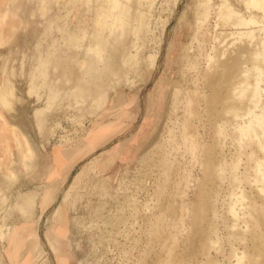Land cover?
<instances>
[{
	"label": "rangeland",
	"instance_id": "374dc122",
	"mask_svg": "<svg viewBox=\"0 0 264 264\" xmlns=\"http://www.w3.org/2000/svg\"><path fill=\"white\" fill-rule=\"evenodd\" d=\"M98 3L102 0L85 1L84 5L78 0H0V221L13 209L15 221H21L18 214L24 211L19 213L16 206L22 202V193H29L31 202L38 199L52 147L56 146L45 179L54 183L59 149L80 146L85 139L87 149L97 139L88 130L96 123H112L124 128L121 138L129 141L128 158L118 165L92 159L83 180L70 192L66 201L69 230L56 244L66 264H179L188 250L190 264H236L233 249L237 247L235 254L240 255L245 246L251 248L253 234L264 239V191L259 192L264 183L255 188L250 182L257 174L253 175L255 162L246 155L251 146L256 148L257 140L242 137L241 141L232 126L224 124L221 132L208 127L211 142L208 138L193 149L178 129L172 140L174 132L168 130L171 120L166 112L172 106L166 93L172 89L166 86L162 91V87L171 76L180 80L193 74L188 62H179L178 55L191 56L197 51L192 40L196 8L187 0H127L123 4L131 11L120 15L127 20L124 25L120 21L112 25L107 18L99 19L94 27L95 13L89 9ZM120 7L111 14H120ZM80 8L86 10L84 25L75 22ZM140 14L144 22L138 21ZM184 18L189 23L182 49L176 36ZM84 30L92 35L84 38ZM248 40L236 35L229 48ZM198 41H202L201 35ZM155 54V67L146 75L144 66ZM200 67L204 77L213 71V64ZM158 102L162 104L159 110L149 108V103ZM181 110L179 118H189L184 105ZM13 131L24 134L32 155L26 141ZM110 131L106 126L105 135ZM206 145L214 149L207 155ZM259 154L264 159V153ZM35 159L41 165L33 168ZM261 162L264 175V160ZM85 164H79L72 177ZM242 191L243 200L239 199ZM236 199L239 203L234 204ZM250 202L260 208L246 212L244 220L235 224L230 208L240 213V208L253 205ZM28 209L29 204L25 212ZM193 211L199 215L198 221H194ZM51 213L52 209L40 223L38 246L27 247L30 264H57L43 239ZM195 226L200 239L193 238ZM192 238L189 249H183ZM250 248L241 264H254ZM259 260L264 264L263 258Z\"/></svg>",
	"mask_w": 264,
	"mask_h": 264
},
{
	"label": "bare ground",
	"instance_id": "6f19581e",
	"mask_svg": "<svg viewBox=\"0 0 264 264\" xmlns=\"http://www.w3.org/2000/svg\"><path fill=\"white\" fill-rule=\"evenodd\" d=\"M85 1L90 3V4H94V3L98 2L99 0L98 1L97 0H78V3H79V5H81V4L84 5ZM126 1H124V2L126 3ZM187 1L189 2V4H191L193 7H195L196 11H197L196 17H195V20H196L195 21L196 36H194V38L192 39V40L196 41V43H197V48H196L197 51H196V53H193L191 56H187V55L183 56V54H181V53H179V55H178L179 62H183V63L188 62L187 65L192 68L193 74L190 75V77H187V76L182 77L180 80H177L176 78L174 80H172V76H171L169 80L166 81V79H165V81H164L165 84L162 87L163 88L162 91L165 90L166 86H168L170 88V91L172 89L171 92L166 93L167 94V100H169V102H170L169 104H170V106H172V108L170 110H168V112H166L167 117H169L171 120L170 126H168V130H169V132H171V134L174 132L172 134V136L170 134V136H171L170 138L172 140L176 136L177 133L175 131L178 129L180 131L181 137L183 138V141L184 140L188 141L190 143L191 147L193 149H196L198 146H200L202 143H204L206 141V139L209 138V140H210V137L206 134V132L208 131V127L209 128L211 127L212 129L216 128L215 130H217L221 127V125L229 124L227 126H232V130H233L232 132L236 133L235 136H237L239 134L240 136H238V137L239 138L241 137L240 138L241 141H243L242 137H252L253 139L257 140V142L255 143L256 148H253V146H251L252 148L250 147L251 148L250 152L246 154L247 158H251V159H253V162H255V163H253V165H255L254 166L255 168H253V169H254V172H256V173H253V175L254 174H257V175L254 176V179L252 181H250L249 176H248L249 177L248 179L254 185V187L258 183H261V185H262V183H264V175L261 172V171H263V168H261V167H263L261 161H263L264 159L260 157L259 153H261V152L264 153V0H190V1L187 0ZM121 2L122 1H120V0H102L101 4L98 3L97 6L91 7L89 10L92 12V14L95 13V17H93V18H96V20L95 19L93 21L90 20V21H92L91 22L92 26L95 27V25H97L96 23L99 21V19H101V21H105L107 18L110 19V22L112 25L119 22V21L121 22L122 25H124L127 22V20L126 19L123 20L120 15H124V13L128 12L131 8L126 7V5L123 4L124 2L123 3H121ZM132 4H134V3H132ZM135 4H136V1H135ZM120 5H121L120 8H121L122 12H120V14H118V15L114 14V13L111 14L112 10H114L117 7L119 8ZM149 6H150V4H149ZM172 6L175 7L176 2H174ZM107 9H108V11H107ZM135 10H137V9H135ZM150 10H153V9H150ZM85 11L86 10L84 8L78 11V15H77L76 21H75V22H77V25H79V24L84 25V21H86L85 20ZM170 11H172V10L170 9ZM152 13H153V11H152ZM147 14H149V13L147 12ZM193 14H194V12H193ZM142 16H141V14L139 15V18H137V19H139L138 21H141L144 19V18L142 19ZM145 20H146V18H145ZM188 21H189L188 19L183 20L182 25H180L181 28H179L180 29L179 34L176 36V40L178 43L181 44L180 46L182 49L184 47V43H183L185 40L184 35H185V31H186V26L189 23ZM143 22H144V20H143ZM128 23H129V21H128ZM139 24H141V23H139ZM126 26H127V24H126ZM81 27H83V26H81ZM74 28H76L77 30L78 29L80 30V28H77V27H74ZM83 34H84V38H86L88 35H92V32L88 31V30H84ZM198 35H201L202 41H198ZM236 35L246 36V37H248L249 40H248V42H243V43L239 42V44L236 47H233V48L230 47L229 48L231 41L234 40V36H236ZM180 39H181V41H179ZM156 57H157L156 54L150 56L146 62V65L144 64L145 65L144 66V72L146 75L150 74V71L154 69L156 61H157ZM203 63L206 64L208 67H210V64H213V67H212L213 71L211 70L210 73L207 72L206 70L204 71L205 73L206 72L209 73L205 77L201 76L202 69L200 66ZM110 70H112V69H110ZM108 72H111V71H108ZM163 79H161V81ZM183 105L188 112L189 118H188V116L185 117L186 115L184 116L185 117L184 119L179 118V113H180L179 111L182 109ZM152 106H153V108H156V110H159L160 107L162 106V104H161V102L160 103L158 102L156 105L154 103H149V108L150 107L152 108ZM183 113H185V112H183ZM96 124H94V126L92 127L90 132L96 134L97 139L95 138L96 139L95 142L92 145L90 143V145L87 146V149L80 150V151H77L75 149L71 150V151L67 150V149L66 150L59 149V154H56L57 157H56V161L54 163V166L56 167V172H57L56 177H55L56 181L61 177V175L67 169L70 168V166L78 158L94 151V149L97 147V143L99 142V140H101L105 136L106 125L98 127V125H96ZM179 124H181V126H179ZM223 127H225V126H223ZM221 131L222 130H220V132ZM15 133L20 136L19 138L25 140L29 146V142L23 133H19V132L17 133L16 131L14 132V134ZM235 138H237V137H235ZM223 141H222V144H224ZM210 142H211V140H210ZM210 147H212V145L211 146L209 145V147H207V145H206V147L204 148V154L207 155L208 153H211L210 151H212V150L214 151V149L211 150ZM243 150L245 152V149H243ZM29 151L31 152V155H32V151L30 149V146H29ZM240 153L241 152H239V154ZM239 154H238V156L240 157ZM222 161H218L217 165L221 166ZM86 173H87L86 169H81L77 174L74 175V177L72 178L71 184L68 187L69 192L75 191L79 182H81L83 180ZM236 178H234V181L236 180ZM46 179H48V178H46ZM242 181H244V178ZM202 182H203V180H202ZM202 182H201V184H202ZM198 184H200V183H198ZM252 184H251V186H252ZM198 187H199V185H198ZM263 188H261V189H263ZM261 189H260V191L259 190H257V191L263 192L264 190H261ZM237 190H238V188H237ZM241 190H243V189H240L239 191H241ZM243 191L239 193V196H240L239 199H242V200L245 197ZM232 192H233V190H232ZM259 192H258V194H259ZM145 193H147V191ZM53 195H54L53 190H50V191L44 193V195L40 198L39 207H38L40 212H43L50 205V203L53 200ZM144 196H145V194H144ZM66 197H67V195L66 196L64 195L63 200H62L63 202L60 204V206H58L55 209V211L53 213L54 216L57 215V217L60 219L61 227H57V226L53 225L50 228V230L45 233V239L48 242V245H49L51 251L56 256L57 264H66L64 259H62L61 255L59 254V251L56 248V244H55L56 239H59V238L62 239L64 237H66L65 235L67 234L65 222L63 221V218L65 217V213H66L64 211V204L63 203H64V200L67 199ZM193 197H195V196H193ZM197 198H199V196ZM239 199L238 200L236 199L234 204L236 202L239 203L238 202ZM195 200L194 201L197 202V199H195ZM250 203H253V202H250ZM256 205L257 204L253 203V205L250 204L248 207L244 206V208H240V213L235 212L234 208L231 207L230 213H231V216H232L234 223L238 224V222L240 223V221H243L244 220L243 216L246 214V212L250 211L251 209H254L255 211H257V209L260 208V205L258 204L257 205L258 207ZM193 206L195 207V204ZM262 206H264V205L261 204V211H262ZM196 207L201 208V204L199 207L198 206H196ZM180 210H181V208H180ZM74 211L76 212V210H74ZM194 213H195L194 214L195 215L194 221H196V220L198 221L199 215L197 214V212H194ZM252 220H251V222H252ZM261 226L263 227V231H264V224H262ZM244 227H245V225H244ZM1 228H3V227L1 226ZM200 229H202V228H200ZM237 229H238V227H237ZM246 229H247V226H246ZM23 231H24L23 228L20 229L17 227H13V228L9 229L6 234H3V232L1 234L3 239L6 241L5 252H6V256L10 262H14L18 256L17 253L21 247L20 244H21V238H22V232ZM239 231L242 232L241 229ZM190 232H192V230ZM249 232H250V229H249ZM198 233L199 232L197 231V227L196 226L193 227V238L198 239V237H199ZM201 235H203V233L200 234V236ZM30 237H32V239L35 240V234L33 232L30 234ZM193 238L190 240L187 239V241L185 240L186 243L183 246V249H185V250L189 249L188 247L192 244L191 243L189 245V242H191L193 240ZM199 239H200V237H199ZM201 239H203V238H201ZM262 240H264V239L262 238L261 235L253 234V236L251 238L252 247L251 248L249 247L250 252L252 253V260L251 261L249 260L251 263H254V264H262L263 263L259 260L260 258L264 259V241H262ZM243 247H244V245H243ZM209 248H210V246H209ZM249 248H246V246H245V248L243 249L242 252L239 251V253L241 252L240 255H237L238 253L235 254L236 251H238L237 247H236V250L231 249L234 252L233 254H234V257L236 260V264H241V260L244 259L243 257H245L246 253L249 252ZM172 254H173V252H172ZM190 255H191V253L188 250L187 255H183L182 259L179 261V264H188L189 263L188 259H189ZM194 255H196V254H194ZM198 256H199V254H198ZM228 257H226V258H228ZM246 258H248V257H246ZM249 258H251V255ZM204 262H206V261L204 260ZM221 264H223V263H221Z\"/></svg>",
	"mask_w": 264,
	"mask_h": 264
},
{
	"label": "crops",
	"instance_id": "0c3cea01",
	"mask_svg": "<svg viewBox=\"0 0 264 264\" xmlns=\"http://www.w3.org/2000/svg\"><path fill=\"white\" fill-rule=\"evenodd\" d=\"M98 127L100 126H107L108 128H112V131H110L109 134L105 135V137H103L101 140H99V142L97 143V147L94 149V151H92L89 154H86L80 158H78L71 166L69 169H67L62 175L61 177L56 181V182H52V181H47L45 179V176L47 175L50 166H51V151L54 147H52L49 150V158L47 160V162L45 163L44 167L45 169V174L43 176V181L42 183L44 184V188L41 191V193L38 196V199L33 200V202H31V197L27 198L29 193H22L23 196L21 198V203L17 204V208L19 210V213L24 211V214H18V218L19 222L15 221V211L14 209L9 211L6 214H3V217H1V221H0V264H12V262H10L6 256V252H5V248H6V241L3 239V237L1 236L2 232L3 234H6L8 232L9 229L13 228V227H17V228H23L24 231L22 232V238H21V247L18 251V256L15 260V262L13 264H30L31 262V257L28 255V251L27 247L30 246L33 249L36 248L38 246V241H40L39 239V233L38 231L40 230V223H42L43 218L46 216V214L52 209V213L50 215V218L47 222V225L45 226V231H44V235H43V239L46 242V245L49 247L48 242L45 239V232L49 231L50 228L55 225L57 227H61L60 225V219L57 217V215L54 216V211L55 209L60 206V204L63 202V197L64 195H67V199L69 197V190L68 187L71 184V181L67 187V189H64V185L68 182V180L70 178H73L75 174L72 177L73 171L74 169L79 165L82 164L84 162H86V164L82 167V169H86L89 167V165L92 162V159L95 160L96 162H100V161H107L112 165H118L119 163L125 161L128 158V153H129V141H126L125 139H122V132L124 131V128H119L115 125H113L112 123H101V124H97ZM92 128H90L88 130V132L91 130ZM86 140V139H85ZM85 140L83 141V144L80 146H70V147H64L62 150H84L85 149ZM100 159V160H98ZM37 163V165H36ZM38 165H41L39 163V161L37 159L34 160L33 162V168H36ZM46 190H53V200L50 203V205L43 211L40 212L39 210V200L41 198V196L43 195V193ZM63 190V191H62ZM68 192V193H67ZM62 193V198L60 199L61 201L58 203V205H56L54 208L53 206L55 205L57 199L60 197V194ZM67 193V194H66ZM55 199V200H54ZM67 199L64 200V211L65 213V217L63 218V221L65 222V227L67 230H69L68 227V208H67ZM30 205L31 209H28V212H25L26 208L28 207V204ZM34 207V208H33ZM27 211V210H26ZM8 225V226H7ZM1 226L3 228H1ZM39 226V227H38ZM35 234V240L32 239V237H30L31 233ZM34 238V237H33ZM59 241H61V238L56 239L55 240V244H57ZM3 242V243H2ZM30 242V243H29ZM57 248V246H56ZM31 253V252H30Z\"/></svg>",
	"mask_w": 264,
	"mask_h": 264
}]
</instances>
